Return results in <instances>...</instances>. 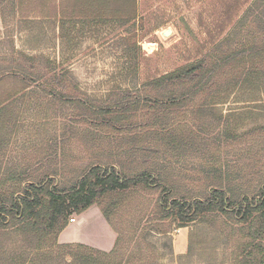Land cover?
I'll return each instance as SVG.
<instances>
[{
  "label": "rangeland",
  "instance_id": "obj_1",
  "mask_svg": "<svg viewBox=\"0 0 264 264\" xmlns=\"http://www.w3.org/2000/svg\"><path fill=\"white\" fill-rule=\"evenodd\" d=\"M252 2L135 0L133 17H80L73 12L75 0H0V72L9 75L0 82V202L9 205L27 183L45 175L54 183L66 182L99 160L128 174L156 170L169 182L170 193L190 199L204 198L211 185L223 186L235 198L255 192L264 176V126L255 125L264 122V102L255 105L250 95L231 93L218 106L223 113L231 108L249 112L236 120L237 126H205L212 122L208 118L198 121L200 126H149L153 105L146 100L170 89L154 87L157 78L197 62L215 48L226 50L238 40L247 43L250 29L255 41L262 42L264 11L261 6L250 10ZM64 8L67 16L62 17ZM167 28L171 34L164 35ZM236 33H241L238 39ZM46 61L57 68V77L44 67ZM52 86L65 96L43 91ZM197 96L189 97L185 108L198 104ZM137 99L132 110L118 112ZM92 105L115 106L116 112L100 113ZM175 129L185 137L173 147L161 134ZM160 191L140 187L117 198L107 223L121 234L115 260L232 264L242 235L237 219L211 212L178 227L157 208ZM113 201L107 197L72 214L67 226L78 224L90 210L102 214ZM87 225L80 232L87 242L104 240L97 222ZM139 232L143 238L134 242L132 236ZM53 240L58 237L52 235L46 242ZM25 246L21 236L1 234L0 264L18 263L22 257H10ZM131 253L133 258L125 262Z\"/></svg>",
  "mask_w": 264,
  "mask_h": 264
},
{
  "label": "trees",
  "instance_id": "obj_2",
  "mask_svg": "<svg viewBox=\"0 0 264 264\" xmlns=\"http://www.w3.org/2000/svg\"><path fill=\"white\" fill-rule=\"evenodd\" d=\"M134 3L135 0H116L114 3L111 0H75L73 12L80 17L129 16L130 14L133 17ZM115 5H118V9ZM126 6L130 7L128 12ZM257 6H261L264 11V0H253L250 10ZM65 16L67 12L64 8L62 17ZM249 17L250 15H247L245 19ZM250 30H248L247 43L238 40L226 50L215 48L197 62L157 78L154 87L162 84L170 89L165 93L146 97L150 105H153L149 126H200L198 121L204 118L212 120L204 123L205 126H237L239 121L236 120L249 112L231 108L223 113L218 106L231 93L234 95L237 92H242L243 95L246 93L250 95L249 101L255 102V105H259L257 102L262 104L264 102V39L262 42H256L255 32ZM235 35L238 39L241 33ZM25 58L31 62L35 59L33 56H25ZM50 63L46 61V65L43 63L44 67L53 71V76L57 77V68L49 67ZM8 76V73L2 70L0 82ZM179 85L184 86L177 90L176 87ZM43 91L50 95L65 96L64 92L56 91L53 86L44 87ZM196 95H198V104L189 109L185 108L189 97ZM260 96L263 98L256 99ZM200 98H204V101ZM0 100L1 105L3 99ZM139 101L137 99L128 102L124 106L125 109L122 110L121 107L118 112L125 113L132 110ZM92 107L100 113H108V111L113 113L116 108L103 105H92ZM160 109L165 112H160ZM263 124L259 122L255 125L264 126ZM184 137L185 135L176 129L161 134L162 141L173 147ZM50 177L45 175L36 183H27L16 198L11 197L8 200L9 205L0 202V235L21 236L26 243L19 255L10 257L13 261L22 257L19 262H7V264H121V261L115 260L121 234L112 225L116 239L114 246L108 251L80 242L46 241L52 235L53 239L55 235L57 239L72 214H81L98 200L113 197L115 201L110 203V208L101 210L109 223L111 219L109 212L117 206L119 196L124 197L135 188L152 186L161 189L157 208L164 213L163 217H172L177 221L178 227H185L188 223L201 219L211 212L232 214L241 224L239 230L242 233L232 264H264V176L255 192L245 193L237 198L233 197L234 193L229 196L223 186L211 185L209 193L204 198L192 199L170 193L169 182L161 180L156 170H135L128 174L125 170L117 168L114 163L100 160L91 162L82 169L81 173L66 182L54 183ZM14 219L17 220L15 224ZM132 238L136 242L137 238L143 237L139 232ZM240 239H243L242 242ZM135 251L136 256L142 254L139 245ZM28 253L32 254L33 258L26 259ZM132 258L131 253L125 262L129 263Z\"/></svg>",
  "mask_w": 264,
  "mask_h": 264
},
{
  "label": "crops",
  "instance_id": "obj_3",
  "mask_svg": "<svg viewBox=\"0 0 264 264\" xmlns=\"http://www.w3.org/2000/svg\"><path fill=\"white\" fill-rule=\"evenodd\" d=\"M80 219H81L80 225L70 223L59 233L58 242L60 243L80 242L104 251H108L114 246L116 239L115 233L111 229V227L107 224L108 223L107 220L100 212L96 210H90L89 212L84 213L82 216H80ZM93 220L95 221V223L96 222L98 223L102 233L105 234L104 240L101 237H99L98 240H96L95 242H87V239H84L80 235L81 230H83L84 227L89 226L87 224H89V222L92 223Z\"/></svg>",
  "mask_w": 264,
  "mask_h": 264
},
{
  "label": "water",
  "instance_id": "obj_4",
  "mask_svg": "<svg viewBox=\"0 0 264 264\" xmlns=\"http://www.w3.org/2000/svg\"><path fill=\"white\" fill-rule=\"evenodd\" d=\"M163 34H164V35H169V34H171V29H170V28H167L166 30L163 31Z\"/></svg>",
  "mask_w": 264,
  "mask_h": 264
},
{
  "label": "built area",
  "instance_id": "obj_5",
  "mask_svg": "<svg viewBox=\"0 0 264 264\" xmlns=\"http://www.w3.org/2000/svg\"><path fill=\"white\" fill-rule=\"evenodd\" d=\"M74 221H75V219H73V218L70 219V222H74Z\"/></svg>",
  "mask_w": 264,
  "mask_h": 264
},
{
  "label": "bare ground",
  "instance_id": "obj_6",
  "mask_svg": "<svg viewBox=\"0 0 264 264\" xmlns=\"http://www.w3.org/2000/svg\"><path fill=\"white\" fill-rule=\"evenodd\" d=\"M161 34H162V33H161ZM164 37H165V36H164ZM77 222H78V221H77ZM80 223H81V221L78 222V224H80Z\"/></svg>",
  "mask_w": 264,
  "mask_h": 264
}]
</instances>
